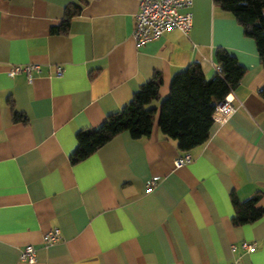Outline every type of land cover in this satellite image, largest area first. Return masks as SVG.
I'll use <instances>...</instances> for the list:
<instances>
[{
	"label": "crops",
	"instance_id": "1",
	"mask_svg": "<svg viewBox=\"0 0 264 264\" xmlns=\"http://www.w3.org/2000/svg\"><path fill=\"white\" fill-rule=\"evenodd\" d=\"M81 6L67 34V6ZM139 0H0V264H264V218L234 227L233 199L264 207V68L256 43L214 0H193L189 35L173 30L138 46L132 31ZM234 55L246 73L230 94L235 112L214 121L206 144L182 157L159 129L128 133L72 165L76 135L127 105L155 72L160 96L193 63L207 79L215 52ZM41 74L10 78L12 65ZM64 69L56 77V68ZM12 109L27 121L14 122ZM157 185L148 189L150 180ZM59 229L62 240L44 245ZM257 242L252 253L243 243ZM237 246L233 250L232 246Z\"/></svg>",
	"mask_w": 264,
	"mask_h": 264
},
{
	"label": "trees",
	"instance_id": "2",
	"mask_svg": "<svg viewBox=\"0 0 264 264\" xmlns=\"http://www.w3.org/2000/svg\"><path fill=\"white\" fill-rule=\"evenodd\" d=\"M214 4L231 14L245 35L255 41L264 68V0H214ZM80 12L81 6H67L61 27L54 28L52 32L67 34L72 19ZM214 59L220 72L207 79L200 64L193 63L173 76L169 96L164 99L160 96L162 75L155 72L120 111L109 115L99 127L78 132L71 164L77 165L88 159L123 133H128L135 140L150 137L156 109L148 107L155 102L160 103L161 133L176 143L181 153L204 146L214 124L212 116L216 106L233 92L246 73L245 67L226 50L218 49ZM261 95L264 98V90ZM12 112L14 122L27 121L23 114L14 109ZM260 199L259 195L244 202L233 199L234 227L254 224L264 218V207H258Z\"/></svg>",
	"mask_w": 264,
	"mask_h": 264
},
{
	"label": "built area",
	"instance_id": "3",
	"mask_svg": "<svg viewBox=\"0 0 264 264\" xmlns=\"http://www.w3.org/2000/svg\"><path fill=\"white\" fill-rule=\"evenodd\" d=\"M193 0H139V8L136 14V21L132 31V39L138 45H144L162 37L168 31H179L188 36L192 28V14L188 11L192 6ZM217 72L220 68L217 67ZM42 72L38 64L12 65L8 68L7 75L15 78L20 75L26 76L28 82H32L36 75ZM64 69L60 66L56 68V77H62ZM233 98L228 95L220 102L213 113V120L219 123L226 122L235 112ZM192 161L190 153H185L176 159L174 166L180 168ZM157 185V180L152 179L148 182V189ZM62 240L59 229L51 230L44 237V245L53 246ZM241 248L245 253H252L257 248V242L243 243ZM232 249L237 250L233 245ZM20 260L34 264L36 261V249L33 246H26L21 254ZM233 264H243L240 258H236Z\"/></svg>",
	"mask_w": 264,
	"mask_h": 264
}]
</instances>
